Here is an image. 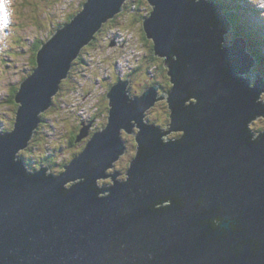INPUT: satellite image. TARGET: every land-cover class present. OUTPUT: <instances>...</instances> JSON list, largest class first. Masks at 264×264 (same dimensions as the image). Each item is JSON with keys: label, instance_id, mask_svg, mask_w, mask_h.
Instances as JSON below:
<instances>
[{"label": "water", "instance_id": "1", "mask_svg": "<svg viewBox=\"0 0 264 264\" xmlns=\"http://www.w3.org/2000/svg\"><path fill=\"white\" fill-rule=\"evenodd\" d=\"M147 1L144 31L174 84L171 128L144 122L165 97L159 86L133 97L128 76L108 91L107 126L61 173L28 170L19 153L62 79L127 2L86 0L39 48L15 94L13 129L0 132V264H264V132L249 128L264 116V81L245 76L256 58L243 35L225 43L234 25L223 3ZM136 122L127 177L102 195L97 182L126 148L122 128L134 133Z\"/></svg>", "mask_w": 264, "mask_h": 264}, {"label": "rangeland", "instance_id": "2", "mask_svg": "<svg viewBox=\"0 0 264 264\" xmlns=\"http://www.w3.org/2000/svg\"><path fill=\"white\" fill-rule=\"evenodd\" d=\"M85 1L0 0V132L13 128L18 104L11 97L14 87L36 67L33 59L37 47L48 41L70 15H76ZM218 1L224 4L225 13L234 19V27L225 35V43L230 44L236 36L246 35L248 50L258 52L260 49L264 53V0ZM150 11L147 0L142 1V5L141 0H127L123 14L105 22L84 47L82 57L73 63L68 81L62 83L52 106L43 112V121L36 129L37 134H33L35 138L32 137L29 151L19 153L25 155V161L32 159L29 171L48 166V171L59 174L65 161H71L84 150L93 134L107 126L110 116L107 94L113 84L123 82L129 76L128 89L133 97L155 84L159 85V95L170 90L172 84L168 82L164 58L152 53L153 42L143 36L144 19L139 13L145 17ZM150 53L156 57L152 66ZM256 60L251 71L245 73L252 84L256 81L252 73L256 71L261 73L264 81V61ZM261 100L264 103V92ZM170 113L166 99L158 100L145 112L144 122L163 127L170 122ZM249 128L257 137L259 130L264 131V116L253 119ZM134 129V133H128L127 128H122V138L126 142L123 157L108 179L99 181L100 185L111 186L116 170L120 172L117 178L126 175L138 150L136 134L140 128L137 122Z\"/></svg>", "mask_w": 264, "mask_h": 264}, {"label": "trees", "instance_id": "3", "mask_svg": "<svg viewBox=\"0 0 264 264\" xmlns=\"http://www.w3.org/2000/svg\"><path fill=\"white\" fill-rule=\"evenodd\" d=\"M142 1L144 2V0H141V5H142ZM216 1H218V0H216ZM218 2H220V1H218ZM221 3V2H220ZM144 7H147L146 5L144 6ZM144 9H146V8H144ZM125 11V8H124V10H123V12ZM123 12H120L119 14H117V16L116 17H118L119 15H122L123 14ZM142 12H144V10H142ZM141 13V12H140ZM139 13V15L141 16V18L142 19H144L145 17H144V15H142V14H140ZM149 15V14H148ZM147 15V16H148ZM73 17V15L71 16H69L68 17V20L64 23V24H66L67 22H69L70 20H71V18ZM228 17L230 18V20L233 22V24H234V19L233 18H231V16L228 14ZM113 20V19H112ZM237 23V21L235 22V24ZM63 24V25H64ZM102 29V28H101ZM143 36L144 37H146L147 38V36H146V33H145V31H144V27H143ZM245 37L247 38V36L245 35ZM40 46L41 45H39L38 47H37V51H38V49L40 48ZM152 48H153V43H152ZM84 49V48H83ZM82 53V52H81ZM79 54V56L76 58V59H78L79 57H82V54ZM152 53L153 54H155L154 53V51H152ZM251 54L256 58V59H262L263 61H264V53L260 50V49H258V52H257V50L256 49H252L251 50ZM37 56V55H36ZM36 56H35V58L33 59V63H34V65H37V58H36ZM156 56V55H155ZM154 55H152L151 53L150 54H148V57H149V61H150V63H151V66H152V64L154 63V62H156V57H155ZM262 56V57H261ZM75 59V60H76ZM75 60L73 61V63L75 62ZM257 61V60H256ZM73 63H72V66H73ZM262 65V64H261ZM150 66V67H151ZM159 66H156L155 68H158ZM72 68V67H71ZM71 70V69H70ZM72 72V71H71ZM70 73V72H69ZM30 75V74H29ZM28 75V76H29ZM68 79H69V77H67V78H63L62 79V81H61V85H62V83H64V82H66V81H68ZM169 79V78H168ZM168 82H170V79H169V81ZM21 84V83H20ZM20 84H18L19 86H15L14 87V91H13V94H12V97H11V99L13 100V101H15V94L17 93V91L19 90V88H20ZM61 88H62V86H60ZM60 88V89H61ZM16 89V90H15ZM60 91V90H59ZM16 102V101H15ZM17 103V102H16ZM18 104V103H17ZM52 106V105H51ZM44 114V113H43ZM43 114H42V117H43ZM15 121V120H14ZM43 121V120H42ZM14 123V122H13ZM80 126H81V124H79ZM37 131L38 130H36L35 132H36V134H37ZM258 132H262V129L261 130H259ZM35 135V134H34ZM34 138H35V136H33ZM40 137V136H39ZM37 138H38V136H37ZM73 138H75V136L73 137ZM33 140V138L30 140V142L29 143H31V141ZM29 146L27 147V148H25L22 152L23 153H25L26 154V151H29ZM23 157L25 156V155H22ZM75 156V155H74ZM73 156V157H74ZM49 157H45V159H48ZM26 163H27V165L28 166H30V165H32V159L31 158H27L26 159ZM67 163H69V161H65L63 164H62V169L64 170L65 169V165L67 164ZM50 164V163H49ZM61 165V164H60Z\"/></svg>", "mask_w": 264, "mask_h": 264}, {"label": "clouds", "instance_id": "4", "mask_svg": "<svg viewBox=\"0 0 264 264\" xmlns=\"http://www.w3.org/2000/svg\"><path fill=\"white\" fill-rule=\"evenodd\" d=\"M126 3H127V2H126ZM126 3H125V4H126ZM149 14H150V13H149ZM116 16H117V15H116ZM233 25H234V24H233ZM243 36H244V35H243ZM148 39H149V38H148ZM151 40H152V39H151ZM152 42H153V41H152ZM84 47H85V46H84ZM84 47H83V48H84ZM83 48H82V50H83ZM38 50H39V49H38ZM82 50H81V51H82ZM37 52H38V51H37ZM80 53H81V52H80ZM36 55H37V54H36ZM163 60H164V59H163ZM164 63H165V61H164ZM33 70H34V69H33ZM32 72H33V71H32ZM168 76H169V74H168ZM169 79H170V83L172 84V86H171V88H172L174 84L172 83V81H171V77H170V76H169ZM158 86H159V85H158ZM150 87H151V86H150ZM60 88H61V87H60ZM147 88H149V87H147ZM171 88H170V89H171ZM145 89H146V88H145ZM145 89H144V90H145ZM158 89H159V88H158ZM58 92H59V91H58ZM167 92H168V91H164L163 94H164L165 97L162 98V99H166V101H167V98H168V96H169V94H168ZM142 93H143V92H142ZM140 95H141V94H140ZM158 95H159V94L157 93V96H158ZM161 95H162V94H161ZM131 96H132V95H131ZM134 97H136V96H134ZM159 100H161V99H159ZM157 101H158V100H157ZM52 103H53V102H52ZM167 103H168V105H169V102H168V101H167ZM170 112H171V108H170ZM42 114H43V113H42ZM170 114H171V113H170ZM169 117H170V115H169ZM170 123H171V117H170ZM13 125H14V123H13ZM170 125H171V124H170ZM156 126H157V125H156ZM159 127H161V126H159ZM12 129H13V128H12ZM161 129H165V128H164V127H161ZM166 129H167V128H166ZM2 132H3V131H2ZM262 132H264V131H262ZM135 134H136V133H135ZM29 145H30V143H29ZM29 145H28V146H29ZM28 146H27V147H28ZM27 147H26V148H27ZM23 150H24V149H23ZM21 151H22V150H21ZM21 151H20V152H21ZM20 156H21V155H20ZM21 157L24 158L23 156H21ZM24 160H25V158H24ZM69 162H70V161H69ZM67 164H68V163H67ZM67 164H66V165H67ZM26 165H27V164H26ZM49 165H50V164H49ZM66 165H65V166H66ZM27 167L29 168L28 165H27ZM41 167H44V166H41ZM62 171H63V169L60 170L59 173H61ZM48 172H51V171H48ZM52 172H53V171H52ZM125 179H126V178H125ZM107 187H109V186H107ZM101 194H102V193H101ZM105 194H108V190H107V192H106ZM105 194H102V195H105Z\"/></svg>", "mask_w": 264, "mask_h": 264}, {"label": "flooded vegetation", "instance_id": "5", "mask_svg": "<svg viewBox=\"0 0 264 264\" xmlns=\"http://www.w3.org/2000/svg\"><path fill=\"white\" fill-rule=\"evenodd\" d=\"M148 39V38H147ZM149 41H150V39H148ZM152 41V40H151ZM154 84V83H153ZM144 91V90H143ZM142 94V93H141ZM166 126V127H165ZM164 128H167V129H170L171 128V126H170V122H166L165 123V125L163 126ZM174 132H177V135H179L178 137H181V135H182V132L181 131H179L178 132V130H176V131H174ZM177 138V137H176ZM116 173L117 174H120V172L118 171V170H116ZM126 178V175H124L123 176V179H125Z\"/></svg>", "mask_w": 264, "mask_h": 264}, {"label": "bare ground", "instance_id": "6", "mask_svg": "<svg viewBox=\"0 0 264 264\" xmlns=\"http://www.w3.org/2000/svg\"><path fill=\"white\" fill-rule=\"evenodd\" d=\"M221 4H222V3H221ZM149 109H150V108H149ZM149 109H148V110H149ZM148 110H147V111H148ZM145 116H146V114H145ZM134 131H135V129H134ZM47 170H48V169H47ZM122 170H123V169H122ZM125 174H126V172H125ZM126 177H127V175H126ZM115 179H117V177H115L114 180H115ZM119 180H124V179H123V178H119ZM97 186H98L99 188H100V187H104V193L101 192V191H99V192H101L102 194H105V193L107 192V185H100L99 182H97Z\"/></svg>", "mask_w": 264, "mask_h": 264}, {"label": "snow or ice", "instance_id": "7", "mask_svg": "<svg viewBox=\"0 0 264 264\" xmlns=\"http://www.w3.org/2000/svg\"><path fill=\"white\" fill-rule=\"evenodd\" d=\"M7 15V13H5Z\"/></svg>", "mask_w": 264, "mask_h": 264}]
</instances>
